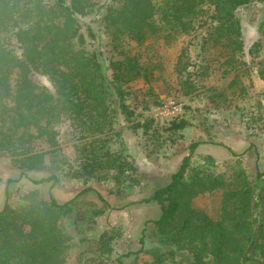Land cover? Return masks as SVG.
<instances>
[{
  "label": "rangeland",
  "instance_id": "obj_1",
  "mask_svg": "<svg viewBox=\"0 0 264 264\" xmlns=\"http://www.w3.org/2000/svg\"><path fill=\"white\" fill-rule=\"evenodd\" d=\"M94 1L104 8L112 3ZM236 3L242 53L233 59L221 45L202 48L193 34L176 42L155 38L145 29L156 19L146 1L140 2L136 21L119 20L117 48L101 14L79 18L87 49L106 80L113 72L109 63L125 56L134 57L144 73L123 85L122 95L113 91L104 105L114 111L112 124L93 138L84 129L83 122H89L84 109L59 101L47 77L32 74V82L53 93L59 108L47 119L42 106L20 99L26 114L19 125L36 138L13 142V149L0 134V210L16 216L36 201L68 203L59 221L68 239L64 264H117V259L144 264L158 261L153 249L171 247L158 242L161 236L152 223L160 216L159 206L143 201L170 181L191 144L198 143L190 171H201L218 185L243 172L257 191L263 182L256 173L264 170V4ZM183 50L186 67L179 69ZM179 122L181 128L169 130ZM46 123L47 131L37 137ZM20 175V181L8 182ZM47 177L53 180L34 183ZM221 197L218 190L192 202L216 219Z\"/></svg>",
  "mask_w": 264,
  "mask_h": 264
},
{
  "label": "trees",
  "instance_id": "obj_2",
  "mask_svg": "<svg viewBox=\"0 0 264 264\" xmlns=\"http://www.w3.org/2000/svg\"><path fill=\"white\" fill-rule=\"evenodd\" d=\"M141 1H146L147 12L156 16L150 26H145L155 38L163 36L176 42L178 37L193 34L202 48L221 45L231 59L242 53L236 0H112L106 8L94 0H0V134L12 142L10 147L15 149L13 142L26 137L36 138L19 125L26 114L21 98L42 106L47 119L59 108L53 93L32 82L34 73L47 77L59 101L84 109L89 119L83 122L84 129L91 138L103 133L105 124H112L114 111L104 105L113 91L122 95V86L140 78L144 70L134 57L125 56L109 63L113 72L106 80L96 55L87 49L79 18L101 14L117 48L122 35L119 20L128 17L136 21ZM239 3L249 6L264 4V0ZM184 54L183 50L177 59L179 69L186 67L181 62ZM182 124L172 123L169 130ZM43 126L37 137L45 134L49 123ZM197 146H189V155L170 181L143 201L159 206L160 216L152 223L161 236L158 242L171 247L153 249L150 252L158 261L144 264H264V170L256 173V180L263 182L257 191L243 172L218 185L201 171L189 170ZM22 177L8 182H18ZM51 180L53 177H47L34 183ZM218 190L222 197L216 219L193 206L195 197ZM67 206L51 199L27 204L16 216L1 209L0 264H64L68 239L59 221ZM177 251L183 253L179 258ZM139 252L143 246L136 254ZM117 264H123L121 259Z\"/></svg>",
  "mask_w": 264,
  "mask_h": 264
}]
</instances>
